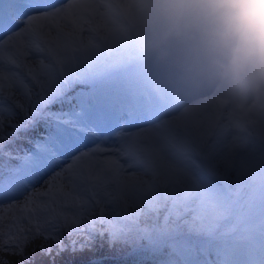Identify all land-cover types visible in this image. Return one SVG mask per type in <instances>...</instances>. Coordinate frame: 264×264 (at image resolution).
I'll list each match as a JSON object with an SVG mask.
<instances>
[{
	"label": "snow or ice",
	"instance_id": "6c2138e0",
	"mask_svg": "<svg viewBox=\"0 0 264 264\" xmlns=\"http://www.w3.org/2000/svg\"><path fill=\"white\" fill-rule=\"evenodd\" d=\"M99 7L104 5L0 0V204L22 206L31 217L63 199L88 214L111 198L134 209L133 221L150 217L151 226L110 225L109 231L65 244L63 236L37 224L7 246L12 255L19 264H33L37 253L47 264H58L66 253L74 258L71 264H128L103 259L96 239L107 235L110 254L117 248L130 257L147 251L158 264H264V158L253 180L255 162L210 132L183 140L179 158L161 145L139 175H121L125 169L116 160L97 158L112 152L101 144L142 117L130 92L116 98L101 89L96 46L89 41L78 47L62 31L60 21L73 10ZM21 134L24 146H14ZM113 184L116 189L108 190ZM225 219L229 227L222 230ZM35 241L40 242L29 254Z\"/></svg>",
	"mask_w": 264,
	"mask_h": 264
},
{
	"label": "rangeland",
	"instance_id": "374dc122",
	"mask_svg": "<svg viewBox=\"0 0 264 264\" xmlns=\"http://www.w3.org/2000/svg\"><path fill=\"white\" fill-rule=\"evenodd\" d=\"M79 1L80 0H64L63 3L79 4ZM93 1L95 5H108L106 6L107 10L105 11L104 7H99L97 11L96 10L93 11L91 9H85V8L75 9L69 14L67 20L60 21V24L62 26V31L64 33L73 35L75 37L78 47L80 46L83 47L84 44H87L89 41H91V43L96 46L95 51L93 52V56L95 55V52L97 51L96 43L98 40L96 38V35L98 33L103 38L104 43H105V48H106L105 55L112 53L111 59L106 60L104 63V64H108V68H110L111 66H114L120 63L121 58L124 61H126V58H125L126 51L130 47H133V41L130 35L127 34L126 32H125L126 33V36H125V34L123 33V29L124 30L126 29L122 23V20H120L112 12V10L116 11V6H114V3L110 0H93ZM165 1H168V6H169L171 0H165ZM116 2L122 3V4L128 3L129 6L132 7L133 13L135 15L136 25L140 27L142 34L148 38H151L152 36H154V33H153L154 29L158 25H160L161 18L156 12L153 3L150 0L148 1V3H145L144 5L140 4L141 0H116ZM191 21L193 20L186 19L182 21L180 28H182L183 30L189 33V30L191 28L189 23ZM179 32L180 31H178L177 33ZM52 36L55 37V32L52 33ZM179 42L180 41H178L177 39L172 40L170 47L173 49L174 48L176 49L179 46L178 45ZM27 63L31 64L32 67H37V64L34 61L30 60ZM134 69L136 70L137 68H134ZM124 71H127V72L130 71L129 64L121 65L117 69V72H120V73H123ZM115 75H119V74H115ZM107 80H108L107 78L104 79L106 83H108ZM206 80L207 79L203 80V84ZM259 82H260L261 87L263 88L264 79H259ZM210 85L212 86V90L218 96L232 97V94L226 92V89H225L226 87L224 85V82L218 79L217 77H214L212 79V82H210L209 85H207V87ZM100 87H102V84H100ZM196 87L199 88L197 85ZM202 106L204 107L205 112H207L206 106L204 105ZM226 114H229V115L233 114V109L229 107L228 112H226ZM251 115L254 116L255 120H257L258 117H263L264 111H262L259 115H256V114H251ZM226 120H227L226 127L229 130V133L236 131V128L233 122L230 119H228V117ZM120 122L124 123V121L122 120ZM206 128H207V122H205L202 119H199L197 129L195 130L199 132L198 135H200L202 131L204 132ZM11 130H12L11 127L7 128V131H11ZM181 134L182 136H176L175 139L173 138V136L169 137L167 135V137L169 138L168 142L173 143L175 145V146L172 145V147L168 145L169 148H172V149L177 148L176 145L178 144V142H182L183 140H193L194 138L193 135H191L189 128H185L184 130H181ZM23 141H24V136L23 134H21L20 139L16 142V145L14 146H24ZM223 143L229 149H233L234 147H236L237 148L236 151L238 154H240L243 157L246 156L251 159L252 158L257 159L259 154L263 152V150L257 144H255L251 139L245 137L243 134L238 133V132L234 133L233 136L226 133L224 135ZM124 145H125V148L122 149L123 152H119L117 154V158L121 159L122 157H126L129 159L130 163H133L134 161L140 162L144 160H155L158 157L159 147L161 145H166V144L163 143L160 139L153 138L151 145L143 146L140 149V151L132 150L133 152L126 153L129 149H131L132 145L128 138H121L115 142H111V144H109L108 146L106 145V149H108L107 147H110L113 149H116V148L119 149L123 147ZM178 147L184 150L183 144H180ZM139 152H141V154H139ZM97 158L101 160L100 156ZM143 171H144V168L139 169V170L133 169V170H130L129 173L139 174V173H142ZM258 171L259 173L257 177L253 180H256L259 178L260 167ZM49 175H51V173H49ZM47 179H48V176H45L40 181L39 184L35 185V187L39 188L40 185L44 183V180H47ZM115 189L116 187L112 185V188L108 190L114 191ZM108 202H109V206L102 205L101 210L104 213L103 217L108 216L109 215L108 212H110L112 208L116 207L117 205V203L112 202L111 198ZM8 203L9 202L0 204V208H4L5 205L8 206ZM117 207H119V205ZM85 217H86L85 219L86 225L88 227H91V228L96 227V225H94L95 223H94L92 212L86 214ZM142 217H145V216H142ZM100 231H102V226L100 228ZM129 263L138 264V261H130Z\"/></svg>",
	"mask_w": 264,
	"mask_h": 264
},
{
	"label": "clouds",
	"instance_id": "9594fccd",
	"mask_svg": "<svg viewBox=\"0 0 264 264\" xmlns=\"http://www.w3.org/2000/svg\"><path fill=\"white\" fill-rule=\"evenodd\" d=\"M169 11L197 21L208 70L232 87L264 79V0H171Z\"/></svg>",
	"mask_w": 264,
	"mask_h": 264
},
{
	"label": "trees",
	"instance_id": "16d2710c",
	"mask_svg": "<svg viewBox=\"0 0 264 264\" xmlns=\"http://www.w3.org/2000/svg\"><path fill=\"white\" fill-rule=\"evenodd\" d=\"M39 203V202H37ZM21 210L20 214L16 215L14 209H9L3 213L0 219V264H19V257L13 256L12 251L7 247L11 242L23 239L27 233H22L24 229H35L39 224L41 227L48 230L50 233L63 236L64 243L69 244L71 240L82 242L89 237V233L95 234L91 229H86L83 223V213L79 207H72L71 201L59 200L57 205L52 207L51 211H42L39 216H29L28 210ZM62 215V216H61ZM129 228H134L132 222L126 223ZM110 223L106 222V231H109ZM114 226V225H111ZM151 226V224H150ZM145 228L144 224L141 229ZM105 231V232H106ZM108 236L105 235L101 239H96L98 248L102 252H109L107 248ZM40 241L32 242L27 251L31 254L32 249ZM120 249L117 248V251ZM69 254L57 257V262L63 263L65 260H73ZM33 264H47V258L40 256L37 253L34 257Z\"/></svg>",
	"mask_w": 264,
	"mask_h": 264
},
{
	"label": "bare ground",
	"instance_id": "6f19581e",
	"mask_svg": "<svg viewBox=\"0 0 264 264\" xmlns=\"http://www.w3.org/2000/svg\"><path fill=\"white\" fill-rule=\"evenodd\" d=\"M149 0H141L140 4L144 5L145 3H148ZM80 4H94L93 0H81ZM97 11V10H96ZM121 11L123 13H121ZM125 10L121 9L120 13H118L117 11H113L114 14H116L117 16L121 17L122 19H124V16L122 14H125L124 12ZM198 42V44H200L199 40H196ZM180 55L188 57V58H193L194 61H197L198 64L207 67L206 63L204 60H202L198 53L194 50H192L191 47L186 46L181 52ZM194 75H196L197 77H201L203 76V74L198 73V72H193ZM164 80L169 83V85L171 87H174V85L168 80V78L166 76H164ZM191 84H194L195 82L190 81ZM128 85H133V83L129 82ZM207 91L206 88L201 89L196 95H190V93L188 92H172L173 94H176L178 96V103L179 105H183V107L176 112V108L178 106L176 105H169L167 107V109H165L162 115H165L166 117H169L167 115L171 114V118H167V120H170V122H173L174 124H177L178 126H180L181 128H192L193 126L196 128L198 120L202 119L205 122H207V127H209V129H212V127H216L217 129H223L222 124H221V119L220 116H218V107L219 104H213L212 102H207L206 101L204 103H206V108H207V112H205L204 107L201 105V102H197V100L191 101L193 98L205 93ZM228 91H230V89H228ZM152 100L150 98H146L145 100H143V102L141 103V106L144 105H148L149 103H151ZM258 103L256 101L252 102L251 104V108L257 107ZM224 111H226V108L224 109ZM199 113V114H196ZM196 115V116H195ZM195 116V118H194ZM130 127V126H128ZM132 133L133 137L138 136L140 133L139 132H132V130H130ZM129 131V132H130ZM162 132V131H161ZM177 136H180L179 132L175 133ZM142 137V136H139ZM109 142V141H108ZM102 158H104V160H114L112 157H107L106 155L103 156ZM117 163H119L117 161ZM120 164V163H119ZM113 175H115V173H112ZM133 173H121V175H131ZM141 174V173H139ZM138 174V175H139ZM144 179H148V176H144ZM101 216V215H100Z\"/></svg>",
	"mask_w": 264,
	"mask_h": 264
}]
</instances>
